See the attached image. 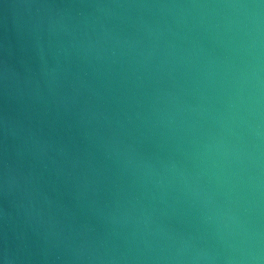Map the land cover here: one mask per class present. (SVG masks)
<instances>
[{"label":"water","instance_id":"1","mask_svg":"<svg viewBox=\"0 0 264 264\" xmlns=\"http://www.w3.org/2000/svg\"><path fill=\"white\" fill-rule=\"evenodd\" d=\"M0 264H264V0H0Z\"/></svg>","mask_w":264,"mask_h":264}]
</instances>
